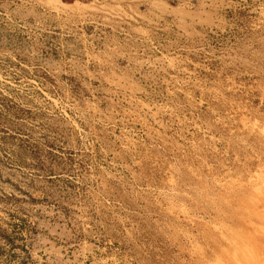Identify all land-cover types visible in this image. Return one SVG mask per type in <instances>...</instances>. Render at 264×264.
Segmentation results:
<instances>
[{
	"label": "rangeland",
	"instance_id": "1",
	"mask_svg": "<svg viewBox=\"0 0 264 264\" xmlns=\"http://www.w3.org/2000/svg\"><path fill=\"white\" fill-rule=\"evenodd\" d=\"M0 264H264V0H0Z\"/></svg>",
	"mask_w": 264,
	"mask_h": 264
}]
</instances>
